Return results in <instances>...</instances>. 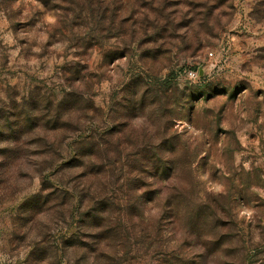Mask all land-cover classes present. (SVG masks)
<instances>
[{"label":"rangeland","instance_id":"obj_1","mask_svg":"<svg viewBox=\"0 0 264 264\" xmlns=\"http://www.w3.org/2000/svg\"><path fill=\"white\" fill-rule=\"evenodd\" d=\"M0 264H264V0H0Z\"/></svg>","mask_w":264,"mask_h":264},{"label":"built area","instance_id":"obj_2","mask_svg":"<svg viewBox=\"0 0 264 264\" xmlns=\"http://www.w3.org/2000/svg\"><path fill=\"white\" fill-rule=\"evenodd\" d=\"M191 76H192V77H195V76H196V73H194V72L191 73Z\"/></svg>","mask_w":264,"mask_h":264}]
</instances>
